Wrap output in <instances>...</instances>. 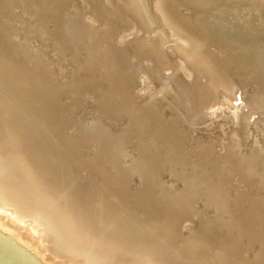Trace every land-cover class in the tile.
<instances>
[{"label":"rangeland","instance_id":"1","mask_svg":"<svg viewBox=\"0 0 264 264\" xmlns=\"http://www.w3.org/2000/svg\"><path fill=\"white\" fill-rule=\"evenodd\" d=\"M140 1L136 2L138 5L140 2L143 11L133 0H98L99 6L95 0H0V13L7 12L6 16L0 15V33H3V37L0 34V65L6 77L3 79L0 75V105L11 102L10 115L8 114L11 119L5 127L11 128L19 120L25 122L14 124L11 133L26 145L24 147L28 161H37L46 171L50 169L48 172L52 174L51 177L60 176L57 179L62 182L61 186L81 197L98 215H108L110 222L117 225L111 228L113 232L123 227L128 234L137 236L148 246L167 250L168 256L176 257L179 264H264V44L259 50L257 47L252 49L260 41L264 43V0H163L164 4L161 5L157 4V0ZM261 1L262 5H258ZM26 6L36 13L40 9L42 15L38 20L33 21ZM162 7L165 8L162 10ZM50 9L53 10L50 11L52 14ZM97 11L101 12L100 17L97 16ZM164 12L177 28L188 32L195 43L202 47L210 69H200L192 58L182 56L177 48L178 38L169 32L171 30H168L164 22ZM62 15L70 17L61 20ZM147 17L149 19L144 21L147 25H144L141 19L145 20ZM56 21L66 28L63 33L59 30L56 33L51 31L57 29ZM71 25H74V29ZM156 25L158 28H155ZM157 35L161 40L169 41H161ZM74 37H78V42ZM156 41L158 42L152 43ZM90 42L92 43L89 44ZM71 46H77V53ZM254 51L257 54L260 51L261 56L258 58ZM99 55L106 56L108 63L104 58L99 60ZM115 57L119 60H115ZM104 61L107 67L103 65ZM110 65L111 68L116 67L117 80L102 77ZM166 68L169 75L165 72ZM99 72V75L102 74L98 75L100 78L97 76ZM222 75H226L224 79ZM148 80L152 81L149 83ZM225 81L232 84L234 96L231 99L242 104L241 107L246 105L245 109L248 106L252 108L248 118L254 117L257 111L258 122L261 123L262 120L258 127L255 124H252L255 128L247 125L243 131L247 134L244 137L241 136L243 132L231 128L232 120L226 117L219 98L213 96L215 91L219 94L218 97L224 92L219 88ZM118 88L124 90L122 92L125 96L120 98L122 103L120 100V103H116L114 97L106 98L109 95L108 89ZM143 92L145 95H140ZM97 98H100L99 101ZM176 101L186 104L175 107L173 105ZM139 102L142 103L141 106ZM188 103H196L194 106L197 107L191 108ZM144 105H148L149 109L153 106L152 109L158 111L156 113L159 118L163 116L160 113H164L169 106L174 107L175 111L170 112L160 131L157 123L152 124L153 118L141 110L145 108ZM201 106L203 110L199 109ZM92 110H97L98 114ZM194 115H200L201 118ZM124 116H127L129 122ZM211 116L215 117V121L219 119L218 122ZM203 118L208 123H204ZM221 126L227 128L229 134L223 138L222 143H218L219 140L215 139L216 131ZM203 127L208 130L207 135ZM212 128H215V132ZM133 140H137L139 145L132 143ZM140 143L143 145L140 146ZM134 146H138V149ZM160 147L166 152L176 151V157L160 156L157 151ZM14 148L15 145L8 147L7 151L14 152ZM201 148L207 151L203 149L201 152ZM208 148L211 151L209 153ZM135 149L139 151L136 152ZM27 150L32 152L29 151V154ZM203 152H207V155ZM212 156L214 161L209 159H213ZM113 157L117 159L114 160ZM219 158L223 160L219 161ZM251 159L257 161L258 166L252 165L246 171L245 168L254 163ZM215 161L221 162V165L223 163V166L216 167L213 165ZM231 161L237 168L229 166L233 164ZM224 164L228 166L225 167ZM228 167L229 170L226 169ZM174 171L178 176L173 174ZM118 226L120 228L117 229Z\"/></svg>","mask_w":264,"mask_h":264},{"label":"bare ground","instance_id":"2","mask_svg":"<svg viewBox=\"0 0 264 264\" xmlns=\"http://www.w3.org/2000/svg\"><path fill=\"white\" fill-rule=\"evenodd\" d=\"M37 1V0H36ZM45 1V0H43ZM137 5L138 2H136L137 0H133ZM140 1V0H139ZM143 1V0H142ZM201 1V0H200ZM58 2V1H57ZM141 2V1H140ZM139 5L137 7H139V9L141 11H143V9L141 8L142 5ZM195 2V1H194ZM199 2V1H198ZM206 2V1H205ZM203 2V3H205ZM246 2V1H245ZM19 3V2H18ZM17 3V4H18ZM26 3V2H24ZM23 3V4H24ZM33 3V2H32ZM46 3V2H45ZM95 3L99 6L98 4V0H95ZM191 3V2H190ZM248 3V2H246ZM256 3V2H255ZM260 3H263L262 1L258 3V5H262ZM14 4V3H13ZM11 4L14 8V5ZM16 4V5H17ZM28 4V3H27ZM36 4V3H35ZM91 4V3H90ZM156 4V2H155ZM154 4V5H155ZM157 4L161 5L164 4L163 0H157ZM167 4V3H166ZM1 5V4H0ZM10 5V6H11ZM19 5V4H18ZM34 5V4H32ZM61 5V4H60ZM134 5V4H133ZM210 5V4H209ZM254 5V4H253ZM256 5V4H255ZM23 6V5H22ZM29 6V5H28ZM28 6H26L25 8H27ZM31 6V5H30ZM41 6V4L39 5ZM130 6V5H129ZM9 7V6H8ZM18 7V6H17ZM35 7V5H34ZM38 7V6H37ZM93 7V6H92ZM136 7V5H135ZM155 7V6H154ZM175 7V6H174ZM2 8V7H1ZM24 8V9H25ZM39 8V7H38ZM37 8V9H38ZM133 8V7H132ZM157 8L158 5H157ZM165 7H162V10ZM16 8H14L15 10ZM127 9V8H126ZM130 9V8H129ZM155 9V8H154ZM213 10V8H211ZM131 10V9H130ZM161 10V9H160ZM165 10V9H164ZM176 10V9H175ZM204 10V9H203ZM16 11V10H15ZM27 11V10H26ZM28 11L29 13L32 15V19L35 22V19H39V16L42 15V13L39 12L36 13L35 10L31 11V9L29 10L28 7ZM47 11V10H46ZM53 10L50 9L49 12ZM52 12H50V14H52ZM60 12V11H59ZM99 12V13H98ZM138 12V11H137ZM167 12V11H166ZM7 13V12H5ZM5 13H0V15H4ZM56 13V12H55ZM96 13V12H95ZM100 11H97V16L100 17ZM139 13V12H138ZM162 13V12H161ZM165 13V12H164ZM164 15V22L168 28V30L170 33L172 32V34L178 38V43H177V48L178 50L182 53V56L187 55V57L189 56L190 58H192L193 61L196 62V64L200 67L206 68L207 70L211 68L209 62L207 61V55L205 54L204 50H202V47H200L198 44L195 43V41L187 34L185 33L183 30H181V28L179 27V24L177 28V25L175 26V24L172 23L169 15L167 13H165ZM218 13V12H217ZM13 14V13H12ZM15 14V13H14ZM13 14V15H14ZM20 13H18L19 15ZM22 14V13H21ZM66 14V13H65ZM7 14H5L4 16H6ZM12 15V16H13ZM54 15V14H53ZM96 15V14H94ZM143 15V14H142ZM159 15V14H158ZM20 16V15H19ZM44 16V14H43ZM48 16V15H47ZM69 16V15H67ZM66 15H62L61 16V20L64 19L65 17H67ZM141 16V14H140ZM153 16V15H152ZM215 16V15H214ZM221 16V15H220ZM2 17V16H1ZM8 17V16H7ZM17 17V16H16ZM21 17V16H20ZM24 17V16H23ZM51 17V16H49ZM70 17V16H69ZM143 17V16H142ZM146 17V16H145ZM144 17V18H145ZM163 17V16H162ZM6 18V17H5ZM54 18V17H53ZM225 18V17H224ZM37 19V20H38ZM100 19V18H99ZM147 19H149L148 17L144 20L143 18L141 20H143L142 23H144V21H147ZM155 19V18H154ZM163 19V18H162ZM217 19L219 20V17H217ZM31 20V19H29ZM41 20L43 21V19L41 18ZM56 20V18H55ZM54 20V21H55ZM72 20V19H71ZM101 20V19H100ZM121 20V19H120ZM174 20V19H172ZM206 20V18H205ZM208 20V19H207ZM255 20V19H254ZM1 21V20H0ZM49 21H52L49 19ZM60 21V20H59ZM75 21V20H74ZM119 21V20H118ZM138 21V20H137ZM151 21V20H150ZM156 21V20H155ZM163 21V20H162ZM175 21V20H174ZM190 21V20H189ZM3 22V21H2ZM30 22V21H29ZM32 22V21H31ZM30 22V23H31ZM41 22V21H38ZM53 22V21H52ZM57 22V21H56ZM67 22V21H66ZM73 22V21H72ZM76 22V21H75ZM87 23L89 21H86ZM185 22V21H184ZM193 22V21H192ZM206 22V21H205ZM225 22V21H224ZM55 23V22H54ZM64 23V21H63ZM68 23V22H67ZM65 23V24H67ZM140 23V22H138ZM138 23H136L138 25ZM148 23V22H147ZM161 23V22H160ZM190 23V22H189ZM195 23V22H194ZM4 24V23H3ZM38 23H36L37 26ZM50 25V23H47ZM58 24V22H57ZM56 24V26H57ZM69 24V23H68ZM67 24V25H68ZM74 24V22H73ZM89 24V23H88ZM91 24V22H90ZM122 24V23H121ZM155 24V23H154ZM177 24V23H176ZM197 24V23H196ZM54 25V24H53ZM51 25V26H53ZM78 25V23L76 24ZM85 25V24H84ZM92 25V24H91ZM123 25V24H122ZM142 25V24H141ZM144 25H147L144 23ZM162 25V24H161ZM191 25V23H190ZM194 25V24H193ZM200 25V24H199ZM2 27V25H0ZM34 26V25H33ZM41 26V25H40ZM55 26V25H54ZM69 26V25H68ZM74 27V25H71V27ZM93 26V25H92ZM120 26V23H119ZM150 25H148L149 27ZM183 26V25H181ZM195 26V25H194ZM206 26V24H205ZM44 27V26H43ZM70 27V26H69ZM72 27V29H74ZM100 27V26H98ZM97 27V28H98ZM113 27V26H112ZM138 27V26H137ZM158 28V26L156 25L155 28ZM198 27V26H197ZM35 28V27H32ZM31 28V29H32ZM47 28V27H46ZM51 28V27H49ZM111 28V27H110ZM141 28V27H140ZM151 28V27H150ZM200 28V27H199ZM214 28V27H213ZM232 28V27H231ZM1 29V28H0ZM27 29V28H26ZM56 29V28H55ZM51 29V31H54L55 33L57 32V30H59V32H62L64 29L62 23L60 22L57 26L56 30ZM93 29V27H92ZM114 29V28H113ZM117 29V28H116ZM139 29V28H138ZM145 29V28H144ZM154 29V28H153ZM198 29V28H197ZM209 29H211L209 27ZM208 29V30H209ZM7 30V29H6ZM6 30H3L4 32ZM25 30V29H24ZM28 30V29H27ZM42 30V29H41ZM137 30V29H136ZM163 30V29H162ZM207 30V29H206ZM30 31V29H29ZM39 31V30H38ZM50 31V29L48 30ZM67 31V30H66ZM109 31V30H108ZM118 31V30H116ZM140 31V30H139ZM137 31V32H139ZM149 31V29H148ZM158 31V29H157ZM202 31V30H201ZM1 32V31H0ZM28 32V31H27ZM58 32V34H59ZM111 32V31H110ZM109 32V33H110ZM153 32V31H152ZM151 32V33H152ZM155 32V30H154ZM207 32V31H206ZM209 32V31H208ZM259 32V31H257ZM51 33V32H49ZM55 33H51L54 36L56 35ZM63 33V32H62ZM67 33V32H66ZM157 33V32H156ZM198 33V32H197ZM200 33V32H199ZM1 34V33H0ZM3 34V33H2ZM1 34V35H2ZM7 34V33H5ZM153 34V33H152ZM161 34V33H160ZM167 34V33H166ZM202 34V33H201ZM252 34V33H251ZM0 35V36H1ZM31 35V34H30ZM50 35V34H49ZM60 35V34H59ZM118 35V34H117ZM151 35V34H150ZM149 35V36H150ZM159 35V34H158ZM157 35V37H158ZM261 35V34H260ZM74 36V35H72ZM72 36L70 37L72 39ZM103 36V35H102ZM105 36V35H104ZM113 36V35H112ZM110 36V37H112ZM164 36V35H163ZM248 36V35H247ZM254 36V35H253ZM3 37V35H2ZM1 37V38H2ZM27 37V36H26ZM25 37V38H26ZM59 37V36H58ZM57 37V38H58ZM69 37V36H68ZM115 37V36H114ZM113 37V39H114ZM207 37V36H206ZM249 37V36H248ZM252 37V36H251ZM255 37V36H254ZM13 38V37H12ZM64 38V37H63ZM75 38V37H74ZM73 38V39H74ZM106 38V37H105ZM150 39V37H148ZM147 38V39H148ZM159 39L161 37H158ZM258 38V37H257ZM16 39V38H15ZM28 39V38H27ZM51 39V38H50ZM65 39V38H64ZM78 37L75 38V40L77 41ZM99 39V38H98ZM103 39V37L101 38ZM112 39V40H113ZM154 39V38H153ZM2 40V39H1ZM156 40V39H154ZM153 40V41H154ZM161 40V39H160ZM250 40V39H249ZM257 40V39H256ZM261 40V39H260ZM258 40V41H260ZM15 41V40H14ZM55 41V40H53ZM68 41V40H67ZM85 41V40H84ZM96 41V40H95ZM100 41V40H99ZM98 41V42H99ZM150 41V40H149ZM148 41V43H149ZM152 41V40H151ZM164 41V40H161ZM169 41V40H167ZM166 39L164 42H167ZM253 41V40H252ZM41 42V41H40ZM51 42V41H50ZM73 42V41H72ZM78 42V41H77ZM113 42V41H112ZM156 42H152V43H157ZM171 42V41H170ZM234 42V41H233ZM256 42V41H255ZM254 42V43H255ZM55 43V42H54ZM92 42H90L89 44H91ZM101 43V42H99ZM249 43V42H248ZM25 44V43H24ZM74 44V43H72ZM94 44V43H93ZM104 44V43H103ZM110 44V43H109ZM108 44V45H109ZM263 41H260V44L257 43L256 46H254L252 49H255V47H257L256 49L259 50L260 48H262L263 45ZM75 45H77L75 43ZM97 45V44H96ZM105 45V44H104ZM174 45V44H173ZM204 45V44H203ZM206 45V44H205ZM250 45V44H249ZM20 46V45H19ZM103 46V45H101ZM114 46V45H112ZM164 46V45H163ZM176 46V44H175ZM243 46V45H242ZM43 46H41L42 48ZM73 47L74 51H75V47L77 48V46H71ZM100 47V44H99ZM161 47V46H160ZM173 47V46H172ZM239 47V46H238ZM79 48V47H78ZM101 48V47H100ZM104 48V46H103ZM102 48V51H103ZM141 48V47H140ZM148 48V47H147ZM145 48V49H147ZM155 48V47H154ZM230 48V47H229ZM234 48V47H233ZM250 48V47H249ZM82 49V48H81ZM99 49V48H98ZM105 49H109V48H105ZM160 49V48H159ZM164 49V48H163ZM236 49V46H235ZM238 49V48H237ZM241 49V48H240ZM21 50V49H20ZM84 53H85V49ZM82 50V51H83ZM176 50V49H175ZM26 51V50H25ZM101 51V50H100ZM98 51V52H100ZM101 51V52H102ZM108 51V50H107ZM111 51V50H109ZM253 51V50H252ZM22 52V51H21ZM76 52V51H75ZM79 52V51H78ZM100 52V54H101ZM106 52V51H105ZM103 52V53H105ZM243 52V51H242ZM251 52V50H250ZM6 53V52H5ZM77 53V52H76ZM83 53V54H84ZM109 53V52H108ZM159 53V52H158ZM178 53V52H177ZM255 53V51H254ZM259 54H257V52L255 53V55L258 57L261 53L260 51L258 52ZM79 54V53H78ZM89 54V53H88ZM248 54V53H247ZM106 55L108 56V54L106 53ZM155 55V54H154ZM249 56H251L250 54H248ZM253 55V53H252ZM7 56V55H6ZM22 56V55H21ZM95 56V55H94ZM100 56V55H99ZM151 56V55H150ZM261 56V55H260ZM259 56V57H260ZM106 57V56H105ZM104 57V55H101L99 58V60L101 58H104V60H106ZM111 57V55H110ZM186 57V59H188ZM221 57V56H220ZM256 57V58H257ZM258 57V58H259ZM87 58V57H86ZM112 58V57H111ZM114 58V57H113ZM181 58V57H180ZM184 58V57H183ZM225 58V57H224ZM223 58V59H224ZM230 58V57H229ZM228 58V59H229ZM262 58V57H261ZM17 59V58H16ZM19 59V58H18ZM118 58L115 57V60H117ZM227 59V58H225ZM227 59V60H228ZM231 59V58H230ZM111 60V59H110ZM119 60V59H118ZM122 60V59H121ZM184 60V59H183ZM191 60V59H190ZM212 60V59H211ZM260 60V59H259ZM22 61V60H21ZM97 61V60H96ZM103 62V60H101ZM107 61V60H106ZM114 61V60H113ZM232 61V60H230ZM92 62V61H91ZM112 62V60H111ZM117 62V61H116ZM120 62V61H118ZM125 62V61H124ZM264 62V59H263ZM3 63V62H2ZM89 63V62H88ZM106 62L104 61L103 65ZM108 63V61H107ZM121 63V62H120ZM119 63V64H120ZM102 63H100L101 65ZM113 64V62H112ZM177 64V63H176ZM182 64V63H181ZM3 65V64H2ZM7 65V64H4ZM19 65V64H18ZM28 65V64H27ZM99 65V66H100ZM106 65V64H105ZM116 67L119 69V66L117 64H115ZM157 65V64H156ZM185 65V64H184ZM191 65H193L191 63ZM102 66V65H101ZM108 65H106L107 67ZM105 67V68H106ZM115 67V68H116ZM192 67V66H191ZM223 67V66H222ZM28 68V67H27ZM30 68V67H29ZM72 68V67H71ZM109 68V67H108ZM115 68H110L107 70L106 68V72H104L103 76H106V79H114L116 78L115 75L117 73H115L116 69ZM122 68V67H121ZM159 68V67H158ZM231 68V67H230ZM6 69V68H5ZM34 69V68H33ZM101 69V68H100ZM154 69V68H153ZM167 70H165V72L167 71V75L168 74V68H166ZM185 69V68H183ZM201 69V68H200ZM98 70V69H97ZM102 70V69H101ZM100 70V71H101ZM104 70V69H103ZM102 70V71H103ZM156 70V68L154 69ZM171 70V69H170ZM187 70V68L185 69ZM193 70V69H192ZM206 70V71H207ZM230 70V69H229ZM232 70V69H231ZM27 71V70H26ZM118 71V70H117ZM120 71V70H119ZM137 71V69H136ZM161 71V70H160ZM173 71V70H172ZM181 71H184L181 69ZM205 71V72H206ZM226 71V70H225ZM34 72V71H33ZM97 72V71H96ZM164 72V71H163ZM193 72V71H192ZM195 72V71H194ZM27 73V72H25ZM103 73V72H101ZM146 73V72H145ZM154 73H156L154 71ZM159 73V72H158ZM172 73V72H171ZM175 73V72H174ZM177 73V72H176ZM217 73V71H216ZM219 73H221L219 71ZM230 73V72H229ZM4 73L2 72V67L0 65V75L4 78H6L4 75ZM34 74V73H33ZM100 74V72L97 74V76ZM141 74V73H140ZM143 74V73H142ZM147 74V73H146ZM152 74V73H151ZM183 75V73H181ZM188 74V73H187ZM213 74V73H212ZM102 75V74H101ZM99 75V76H101ZM120 75V72L119 74ZM117 75V77H118ZM156 75V74H154ZM158 75V74H157ZM162 75V74H161ZM177 75V74H176ZM175 75V76H176ZM207 75V74H206ZM217 75H219L217 73ZM221 75V74H220ZM98 76V77H99ZM160 76V74L158 75ZM173 76V75H172ZM174 76V78H175ZM180 76V75H178ZM185 76V75H184ZM214 76V75H213ZM223 79L224 76L226 75H222ZM220 76V78L222 77ZM229 76V75H228ZM37 77V76H36ZM123 77V76H122ZM130 77V76H129ZM144 77V76H143ZM141 77V78H143ZM148 77V76H147ZM154 77V76H153ZM170 77V76H169ZM208 77V76H207ZM30 78V76H29ZM91 78V77H90ZM100 78V77H99ZM128 78V77H127ZM145 78V77H144ZM150 78V76H149ZM161 78V77H160ZM166 78V77H164ZM180 78V77H179ZM183 78V77H182ZM214 78V77H213ZM217 78V77H216ZM214 78V79H216ZM88 79V78H87ZM125 79V78H123ZM172 79V78H171ZM30 80H32V78H30ZM101 80V79H100ZM99 80V81H100ZM117 80V78L115 79ZM143 80V79H142ZM147 80V79H146ZM211 80V79H209ZM219 80V79H218ZM226 80V78H225ZM103 81V79H102ZM107 81V80H106ZM119 81V80H118ZM125 81V80H123ZM129 82H131L130 80H128ZM144 81V80H143ZM149 81V80H148ZM152 81V80H151ZM149 81V83L151 82ZM161 81V80H159ZM163 81V79H162ZM175 81V80H174ZM227 81V80H226ZM223 82L220 85V88L222 91V93H220V96L218 97L217 92L215 91L213 93L214 98H219L222 106H223V111L226 112L227 116L229 117L230 120H232V126L231 128H234V131L237 132H243L246 130L245 127H247V125H252L255 124L258 127V123L262 124V120L261 123L258 122V117H257V111H256V115H254V117H249L248 115L251 114L252 108L248 106L247 109H245L244 107H241L242 104H239L238 102H235L234 100L231 99L232 96H234V90L232 89V84H230L229 82ZM114 82V81H113ZM112 82V83H113ZM117 81H115L114 83H116ZM170 82V81H169ZM172 82V80H171ZM199 82V81H198ZM220 82V80H219ZM91 83V82H90ZM104 83V81H103ZM113 83V84H114ZM120 83V82H119ZM162 83V82H161ZM210 83V82H209ZM111 84V85H113ZM131 84V83H130ZM143 84V83H142ZM158 84V82L156 83ZM115 85V84H114ZM117 85V84H116ZM146 84L144 83V86ZM163 85V84H162ZM29 86V85H28ZM110 86V85H109ZM128 86V85H126ZM130 86V85H129ZM143 86V85H142ZM118 87V86H117ZM115 87V88H117ZM111 88V87H110ZM121 88V87H119ZM114 90V89H108L109 90V95H106L109 97H114L116 100L115 102L117 103L121 96L124 95V93L122 91L124 90ZM126 88V87H125ZM198 89V88H197ZM142 91L144 90V88L141 89ZM181 90V89H180ZM205 90V89H204ZM217 90V88L215 89ZM145 91V90H144ZM166 91V90H165ZM170 91V90H169ZM175 91V90H174ZM173 91V92H174ZM195 91V90H194ZM199 91V90H197ZM202 91V90H201ZM164 92V91H163ZM171 92V91H170ZM200 92V91H199ZM203 92V91H202ZM144 93V92H143ZM141 94L142 96L145 95ZM148 93V92H146ZM151 93V92H150ZM165 93V92H164ZM167 93V92H166ZM149 94V93H148ZM152 94V93H151ZM157 94V93H156ZM168 94V93H167ZM166 94V95H167ZM102 95V94H101ZM130 95V94H128ZM170 95V93H169ZM173 95V94H172ZM125 96V95H124ZM189 96V95H188ZM212 96V95H211ZM10 98V96H8ZM105 97V96H104ZM108 97V98H109ZM130 97V96H129ZM164 97V96H163ZM169 97V96H168ZM171 97V96H170ZM199 97V96H198ZM113 98V99H114ZM182 98V97H181ZM193 98V97H192ZM207 98V97H205ZM264 98V97H263ZM1 99V98H0ZM6 99V97H5ZM13 99V98H12ZM98 99V98H97ZM100 99V98H99ZM98 99V101H99ZM128 99V98H127ZM133 99V98H132ZM168 99V98H166ZM173 99V98H172ZM180 99V97H179ZM202 99V98H201ZM204 99V98H203ZM202 99V100H203ZM210 99V98H209ZM104 100V98H103ZM176 100V97H175ZM174 100V101H175ZM183 102V99H180ZM185 100V99H184ZM201 100V101H202ZM205 100V99H204ZM6 101V100H5ZM102 101V100H100ZM126 101V100H125ZM157 101V100H156ZM169 101H172L171 99ZM167 101V102H169ZM193 101V100H192ZM195 101V99H194ZM193 101V102H194ZM198 101V102H201ZM212 101V100H211ZM263 101V99H262ZM120 102L122 103V101L120 100ZM118 102V103H120ZM129 102V100H128ZM133 102V101H131ZM186 102V101H185ZM192 102V103H193ZM204 102V101H203ZM206 102V101H205ZM214 102V100H213ZM218 102V101H217ZM99 103V102H98ZM140 103V102H139ZM138 103V104H139ZM161 103V102H159ZM191 103V102H190ZM209 103V102H208ZM212 103V102H211ZM4 104V103H1ZM142 103H140L141 106ZM143 104H146L145 102ZM149 104V103H148ZM174 104V103H173ZM186 104V103H183ZM180 103V101H176L175 104L173 106L175 107H179L181 105H183ZM189 104V103H188ZM187 104V105H188ZM196 104V103H195ZM194 104V105H195ZM198 104V103H197ZM210 104V103H209ZM215 104V103H214ZM220 104V103H219ZM218 104V105H219ZM13 105V104H12ZM170 105V104H168ZM191 105L190 107L192 108H196L194 105ZM188 105V106H189ZM217 105V104H215ZM1 106V105H0ZM10 106H11V102H6L4 104V106H1L3 108L0 109V237L6 241L13 249H15L22 257H24L30 264H179L177 258L175 256V258H171L172 256L169 255L168 256V252L167 250L163 249V248H154V247H150L148 246L145 241L140 240L139 238H137V236L128 234L126 232V229L118 226V228H120L117 232H113L111 230V228H113L115 225H113L110 220L108 215L106 214H101L99 213V215L97 214V212L93 209H91V207H89V204L87 202H85L81 197L77 196L76 194H74L72 191H70V189L68 188H64L63 186H61L62 182L59 181L57 178L60 176H56L55 173L54 175L56 176V178L51 177L52 174H49V170L46 171V168H42V166H39V164L37 163V161H28V155L26 157V148L23 145V143H21V141L17 138H14V134H12V127L13 125H18L20 123H25L23 121H18V122H14L13 125L10 127H5V124H7L9 122V120L11 119L8 114L10 115ZM143 106V105H142ZM148 106V105H147ZM147 106L144 105L145 108L141 109L145 115H148L150 117L153 118L152 120V124H158V130H160V127H162L163 123H166V119L168 118L170 112L172 110H174L172 106H169L167 108H165L164 113H160L163 114V116H161L160 118L157 116L158 112L157 110L154 111V109H152V107L147 108ZM157 106V105H156ZM204 106V105H203ZM149 107V106H148ZM164 107V106H161ZM186 107V105L184 106ZM183 107V108H184ZM216 107V106H215ZM199 108V107H198ZM205 108V106H204ZM217 108V107H216ZM260 108V107H259ZM12 109V108H11ZM138 109V108H137ZM164 109V108H161ZM181 109V108H180ZM187 109V108H186ZM200 110H203V107L201 106V108H199ZM193 110V109H192ZM93 111V110H92ZM138 111V110H137ZM175 111V110H174ZM195 111V110H194ZM198 111V110H197ZM207 111V109L205 110V112ZM221 110H219L220 112ZM94 112V111H93ZM101 112V111H100ZM199 112V111H198ZM201 112V111H200ZM92 113V112H91ZM96 114H98L97 110H95ZM104 113V112H103ZM126 113V111L124 112ZM129 113V111L127 112ZM177 113V111H176ZM202 113V112H201ZM212 113V112H211ZM218 113V112H217ZM93 114V113H92ZM95 114V115H96ZM102 114V113H101ZM206 114V113H205ZM223 114V113H222ZM27 115V113H26ZM94 115V114H93ZM125 115V114H124ZM159 115V114H158ZM189 115V114H188ZM204 114H201V116ZM216 115V114H215ZM190 117L192 115H189ZM195 116V115H194ZM193 116V118H194ZM201 116L199 115L198 117L201 118ZM217 116V115H216ZM225 116V115H224ZM223 116V117H224ZM125 117V116H124ZM127 117V116H126ZM125 117V118H126ZM129 117V116H128ZM196 117V116H195ZM196 117V118H198ZM204 117H206L204 115ZM213 117L214 121H215V117ZM24 118V117H23ZM22 118V119H23ZM105 118V117H104ZM123 118V116L121 117ZM134 118V117H133ZM177 118V117H176ZM183 118V117H182ZM219 118V117H218ZM18 119V118H17ZM127 119V118H126ZM136 119V118H135ZM171 119V118H170ZM195 119V118H194ZM224 119V118H223ZM261 119V118H260ZM26 120V119H24ZM34 120V119H33ZM125 120V119H124ZM211 121L212 118H210ZM219 120V119H217ZM215 122H218V121ZM17 121V120H16ZM127 121L129 122V120L127 119ZM136 121V120H135ZM155 121V122H154ZM182 121V120H181ZM180 121V122H181ZM196 121V120H195ZM203 121H205V119L203 118ZM209 121V118L208 120ZM229 121V120H228ZM36 122V120H35ZM121 122V120H120ZM123 122V121H122ZM125 122V121H124ZM133 122V121H132ZM137 122V121H136ZM134 123L135 126L138 123ZM169 122V121H168ZM38 123V122H37ZM142 124L143 121L141 122ZM176 123V122H175ZM174 123V124H175ZM183 123V122H182ZM204 123H208V122H204ZM210 123V122H209ZM231 123V121H230ZM9 124V123H8ZM131 124V123H130ZM129 124V125H130ZM185 124V122H184ZM193 124V123H192ZM199 124V123H198ZM178 125V124H176ZM204 125V124H203ZM212 125V124H210ZM8 126V125H7ZM21 126V125H20ZM128 126V125H126ZM180 126V125H178ZM207 126V125H206ZM214 126V125H213ZM212 126V127H213ZM223 126V124H222ZM218 128L216 131V140L219 142L218 143H222V141L224 140L223 138L229 134V132H227V128ZM253 126V125H252ZM262 126V125H261ZM24 127V126H23ZM40 127V125H39ZM120 127V126H118ZM139 127V126H138ZM195 127V126H194ZM19 128V127H18ZM90 128V127H89ZM104 128V127H103ZM129 128V126H128ZM137 128V127H136ZM141 128V127H140ZM164 128V127H163ZM216 128V127H215ZM214 128V129H215ZM253 128H255L253 126ZM262 128V127H261ZM23 129V128H21ZM100 130L102 129V127L99 128ZM212 128V131L214 130ZM248 129V128H247ZM251 129V128H250ZM28 130V129H27ZM91 130V129H90ZM138 130V129H137ZM144 130V129H143ZM142 130V131H143ZM153 130V129H152ZM156 130V129H155ZM154 130V131H155ZM198 130V129H197ZM203 130L204 129L203 127ZM233 130V129H232ZM258 130H260L258 128ZM15 131V130H13ZM18 131V130H17ZM38 131V130H37ZM84 131V130H83ZM99 131V130H98ZM145 131V130H144ZM157 131V130H156ZM161 131V130H160ZM176 131V130H175ZM199 131V130H198ZM207 131H205L206 135H207ZM229 131V130H228ZM234 131H231V133H233ZM249 132V130H247ZM246 131V132H247ZM28 132V131H27ZM102 132V130H101ZM133 132H135V130H133ZM137 132V131H136ZM149 132V131H148ZM159 132V131H158ZM203 132V131H202ZM211 132V129L210 131ZM209 132H208V136H209ZM215 132V130H214ZM29 133V132H28ZM147 133V132H146ZM171 133V132H170ZM227 133V134H226ZM245 133V132H243ZM241 136H245L247 135L246 133L243 134ZM250 133V132H249ZM259 133V132H257ZM263 133V132H262ZM24 134V133H23ZM87 134V133H86ZM101 134V133H100ZM106 134V133H105ZM104 134V135H105ZM139 134V133H137ZM149 134V133H148ZM169 134V133H168ZM251 134V133H250ZM22 135V134H21ZM174 135V134H173ZM212 135H214V133H212ZM232 135V134H231ZM235 136V134H233ZM258 135V134H257ZM138 136V135H137ZM144 136V135H142ZM157 136V135H156ZM166 136V135H164ZM236 136H238L236 134ZM235 136V137H236ZM243 136V137H244ZM260 133H259V135ZM103 137V136H102ZM134 137V136H133ZM140 137V136H138ZM152 137V136H151ZM154 137V136H153ZM212 137V136H211ZM215 137V135H214ZM247 137H250L247 136ZM21 138V137H20ZM90 138V137H89ZM113 138V137H112ZM137 138V137H136ZM148 138V136H147ZM155 138V137H154ZM226 138V137H225ZM257 138V137H256ZM114 139V138H113ZM134 139V138H133ZM151 139V138H150ZM148 139V140H150ZM153 139V138H152ZM163 139V138H162ZM236 139V138H235ZM241 139V138H240ZM245 139V138H244ZM65 140V139H64ZM154 140V139H153ZM156 140V138H155ZM166 140V139H165ZM200 140V139H199ZM215 140V141H216ZM238 140V139H237ZM243 140V139H242ZM249 140V139H248ZM247 140V141H248ZM262 140V137H261ZM67 141V140H66ZM137 141V140H136ZM136 141L134 142V140L132 141V143H136ZM151 141V140H150ZM149 141V142H150ZM205 140H202V142ZM214 141V140H213ZM68 142V141H67ZM120 142V141H119ZM139 142V141H138ZM146 142V140H145ZM159 142V141H158ZM167 142V141H166ZM197 142V141H196ZM199 142V141H198ZM200 142V144L202 143ZM226 142V141H225ZM251 143V141H249ZM108 143H110V141H108ZM143 143H144V138H143ZM148 143V142H147ZM168 143V142H167ZM205 143V142H204ZM202 143V144H204ZM207 143V142H206ZM213 143V142H212ZM264 143V141H263ZM25 144V143H24ZM34 145V142L32 143ZM30 144V145H32ZM137 145H139V143H136ZM142 146L143 144L140 143ZM198 144V143H197ZM208 144V143H207ZM233 144V143H232ZM244 144V143H243ZM15 145V150L14 152H9L7 151L8 147L14 146ZM37 145V144H36ZM68 145V144H67ZM154 145V144H153ZM167 145V144H166ZM249 145V143H248ZM74 146V145H73ZM100 146V145H99ZM110 146V145H109ZM164 146V145H162ZM161 146V147H162ZM168 146V145H167ZM203 146V145H202ZM210 146V145H209ZM222 146V145H221ZM252 146V145H250ZM264 146V145H263ZM34 147V146H33ZM31 147V148H33ZM69 147V146H68ZM136 147V146H134ZM138 147V146H137ZM136 147V148H137ZM144 147V146H143ZM141 147V148H143ZM157 150L159 151V155L163 156V155H169L171 157H176L177 152L176 151H169L166 152L165 150L161 149ZM201 147V145H200ZM205 147V146H204ZM208 147V145H207ZM236 147V146H235ZM30 148V150H31ZM35 148V147H34ZM70 148V147H69ZM112 148V147H111ZM141 148H139V150H141ZM163 148V147H162ZM179 148V147H178ZM177 148V149H178ZM199 148V146H198ZM206 148V147H205ZM203 148V149H205ZM210 148V147H209ZM208 148V150H209ZM122 149V148H121ZM138 149V148H137ZM172 149V148H170ZM202 149V148H201ZM203 149L201 150V152L203 151ZM249 149V148H248ZM29 150V151H30ZM76 150V149H75ZM116 150V149H115ZM118 150V149H117ZM127 150V148H126ZM136 150V149H135ZM139 150H136L139 151ZM179 150V149H178ZM27 150V152H29ZM142 151V150H141ZM204 151H207V149H205ZM250 151V150H249ZM32 152V151H30ZM29 152V154H30ZM133 152V151H132ZM211 152L210 150L208 151V153ZM233 152V151H232ZM245 152V150H244ZM114 153V152H113ZM204 153V152H203ZM28 154V153H27ZM135 154V153H134ZM204 154L207 155V152H205ZM212 154V153H211ZM210 154V155H211ZM242 154V153H241ZM251 155V154H250ZM158 156V155H157ZM156 156V157H157ZM33 157V156H32ZM40 157V156H39ZM133 157V156H132ZM166 158H168V156H164ZM213 157V156H212ZM242 157V156H241ZM38 158V157H36ZM46 158V157H45ZM134 158V157H133ZM205 158V157H204ZM203 158V159H204ZM41 158H39L40 160ZM113 159H117L115 157H113ZM171 159V158H170ZM174 159V158H173ZM171 159V160H173ZM210 160L214 161V157L213 159L209 158ZM225 159V158H224ZM240 159V158H239ZM33 160V159H32ZM35 160V158H34ZM140 160V159H139ZM208 160V159H207ZM217 160V157H216ZM221 160H223V158H221ZM219 158V161H221ZM237 160V159H235ZM252 160V159H251ZM262 160V159H261ZM219 161H215L213 165H215L216 167L221 165V162ZM254 161V160H252ZM41 162V160L39 161ZM208 162V161H207ZM206 162V163H207ZM222 162H225L222 161ZM242 162V161H241ZM260 162V161H259ZM43 163V162H42ZM46 163V162H45ZM44 163V166H45ZM137 163V162H136ZM190 163V161H189ZM227 163V161H226ZM231 163H233L231 161ZM257 161H254V163L250 164L249 166H247L245 169L246 171L250 168V166H256ZM169 164V163H168ZM173 164V163H172ZM261 164V163H260ZM149 165V164H148ZM188 165V164H187ZM212 165V166H213ZM225 167L226 164H224ZM234 165L231 164L229 166ZM238 165V164H237ZM133 166V165H132ZM198 166V165H197ZM211 166V165H210ZM223 166V163L222 165ZM235 166V165H234ZM258 166V165H257ZM205 167V166H204ZM236 167V166H235ZM239 167H241L239 165ZM132 168V167H131ZM177 168V167H175ZM223 168V167H222ZM237 168V167H236ZM243 168V167H242ZM239 168V169H242ZM261 168V167H260ZM206 169H208L206 167ZM224 169V168H223ZM229 170V167L226 168ZM244 169V168H243ZM257 169V168H256ZM134 170V169H133ZM178 170V169H177ZM259 170V169H258ZM51 171V170H50ZM244 171V170H243ZM132 172V171H131ZM229 172V171H228ZM59 173V172H58ZM174 175H177L176 172L174 171L173 173ZM181 174V173H180ZM179 174V175H180ZM216 174V172L214 173ZM221 174V173H220ZM60 175V174H59ZM173 175V177H174ZM219 175V174H217ZM216 175V176H217ZM228 175V174H227ZM178 176V175H177ZM214 176V175H213ZM146 177V176H145ZM176 177V176H175ZM207 177V176H206ZM224 177V176H223ZM250 177V176H249ZM252 177V176H251ZM255 177V176H254ZM257 177V176H256ZM147 178V177H146ZM199 178V177H198ZM203 178V177H202ZM217 178V177H216ZM219 178V177H218ZM228 178V177H226ZM204 179V178H203ZM223 179V178H222ZM245 179V178H244ZM256 180V178H253ZM202 180V179H201ZM247 180V179H245ZM251 180V179H250ZM205 181H202V183ZM251 183V182H249ZM255 183V182H252ZM260 183V182H259ZM258 184V183H257ZM259 185V184H258ZM151 193V192H150ZM71 196H75V198H70ZM197 197V196H196ZM122 201H124L122 199ZM192 207V206H191ZM248 210V209H247ZM250 213V212H249ZM177 216V215H176ZM174 220V219H173ZM177 222V221H176ZM117 226V225H116ZM115 226V227H116ZM128 227V226H127ZM126 227V228H127ZM131 227V226H129ZM133 229V228H132ZM115 230V229H114ZM128 230V229H127ZM130 230V229H129ZM134 231V230H132ZM131 232V231H129ZM134 233V232H131ZM137 235V233H136ZM209 235V234H208ZM133 236V237H132ZM206 236V235H205ZM234 237V236H233ZM232 239V238H231ZM230 243V242H229ZM233 245V244H231ZM264 253V252H263Z\"/></svg>","mask_w":264,"mask_h":264},{"label":"water","instance_id":"3","mask_svg":"<svg viewBox=\"0 0 264 264\" xmlns=\"http://www.w3.org/2000/svg\"><path fill=\"white\" fill-rule=\"evenodd\" d=\"M0 264H30L0 237Z\"/></svg>","mask_w":264,"mask_h":264}]
</instances>
